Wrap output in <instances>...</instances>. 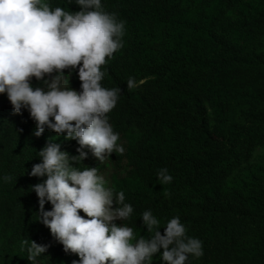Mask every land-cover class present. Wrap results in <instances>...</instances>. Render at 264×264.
I'll use <instances>...</instances> for the list:
<instances>
[{"label": "trees", "instance_id": "obj_1", "mask_svg": "<svg viewBox=\"0 0 264 264\" xmlns=\"http://www.w3.org/2000/svg\"><path fill=\"white\" fill-rule=\"evenodd\" d=\"M52 9L78 12L77 0H45ZM103 10L125 24L123 47L102 67V86L120 88L107 114L127 143L107 163L121 180L133 213L117 226L131 227L133 243L151 238L142 221L150 210L164 234L179 217L186 235L202 242L203 255L186 264H264V0H101ZM81 91L78 69L64 70ZM52 76H46L50 80ZM133 78L137 86L129 89ZM33 88L44 81L31 80ZM15 114L0 94V264H54L65 252L39 221L30 175L48 143L77 156L76 140L34 135L27 109ZM86 152V149H84ZM106 165L85 159L79 165ZM166 168L172 181L157 178ZM52 205L45 203V211ZM82 216L83 212L80 213ZM87 218V217H85ZM48 246L34 261L28 247ZM163 249L152 264H164ZM79 264V261L77 262Z\"/></svg>", "mask_w": 264, "mask_h": 264}, {"label": "clouds", "instance_id": "obj_2", "mask_svg": "<svg viewBox=\"0 0 264 264\" xmlns=\"http://www.w3.org/2000/svg\"><path fill=\"white\" fill-rule=\"evenodd\" d=\"M77 4L81 10L73 13L52 9L45 0H0V94L7 95L15 114L29 111L36 123L35 136L47 128L80 146L77 156L51 142L38 153L42 162L33 165L30 175L46 177L31 189L39 199V221L65 252L79 257V264H152L161 249L164 264H186L189 255H203L202 242L186 235L179 217L169 220L161 235L160 221L150 210L144 211L143 224L154 234L133 243V229L114 223L133 213L124 192L105 187L97 168L73 166L87 159L84 149L101 162L124 152L107 117L121 89L103 87L101 69L123 47L125 24L105 12L101 0ZM66 69H78L81 91L70 88ZM46 76L52 78L45 80ZM33 78L44 81L46 90L33 88ZM127 86L136 87V81L129 78ZM157 178L161 184L173 179L166 168ZM46 202L52 205L50 211H45ZM22 243L29 245L30 261L48 248L28 239Z\"/></svg>", "mask_w": 264, "mask_h": 264}, {"label": "rangeland", "instance_id": "obj_3", "mask_svg": "<svg viewBox=\"0 0 264 264\" xmlns=\"http://www.w3.org/2000/svg\"><path fill=\"white\" fill-rule=\"evenodd\" d=\"M56 74L57 73H53L52 76H55ZM63 86H67V85H64L62 83V87ZM69 86H70V83H69ZM43 88H45V90H46V85ZM70 88H72V87L70 86ZM45 133H46V138H49L51 135H55V138L52 137L51 139L54 140L55 142H58V143L61 141V139H63L65 137V135H59L58 136L55 132H53V131H51V130H49L47 128L45 129ZM126 143H127V141L124 138H121V137L119 138L118 145L125 146ZM86 152H87V159H96L92 155L90 150L86 149ZM104 162H105V165H106V169L101 175L104 177V179L106 181L105 187L110 188V187L113 186V184L116 181L121 180L122 172H118L117 170L115 171L113 169V167H111L107 163L106 159L104 160ZM74 261L78 262L79 261V257L76 254L67 253V254H64V255L56 257V259L54 261V264H73Z\"/></svg>", "mask_w": 264, "mask_h": 264}]
</instances>
